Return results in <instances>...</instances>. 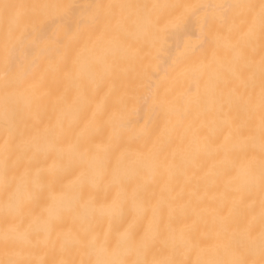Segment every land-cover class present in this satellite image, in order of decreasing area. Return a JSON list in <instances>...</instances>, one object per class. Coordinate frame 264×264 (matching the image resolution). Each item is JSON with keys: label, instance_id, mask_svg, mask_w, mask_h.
<instances>
[{"label": "snow or ice", "instance_id": "obj_1", "mask_svg": "<svg viewBox=\"0 0 264 264\" xmlns=\"http://www.w3.org/2000/svg\"><path fill=\"white\" fill-rule=\"evenodd\" d=\"M149 9L167 11L154 15ZM72 12L73 6L61 0L28 4L0 0V244L5 253L0 264H48L19 257L49 242L56 222L69 209L78 210L86 226L72 239L58 238L56 243L61 251L78 246L94 257L78 264H188L170 258H145L162 234L173 247L197 250L203 258L194 264H264V0H195L151 6L90 3L80 6L84 30L69 36V29L57 21ZM193 20L199 34L189 32ZM49 25L56 27L49 31ZM257 31L262 53L258 68L246 54ZM173 35L188 37L177 56V61L184 63L180 77L191 78L197 90L204 80L213 93L208 97L216 112L211 123L223 136L213 152L226 165L221 169L226 184L233 192L249 193L246 217L238 211L245 197L233 200L231 207L227 202L222 205L212 233L205 238L217 241L211 245L194 241L183 231L176 234L169 198L161 196L152 207L141 199L144 184L157 169H163L170 180L182 171L184 156L179 163L175 152L170 159L161 158L179 126V121L173 120L178 98L169 99L172 89L163 96H153L150 113H156L157 119L162 116L163 123L148 133L145 142L151 157L145 167L150 175L131 191L128 184L139 171L135 163L124 166L117 160L113 164L108 155L113 141L133 131L129 128V101L118 98L111 110L98 104L89 123L73 132L86 91L102 86L125 51L124 40L155 44ZM210 45L214 46L209 55ZM221 49L228 55L226 63L217 59ZM197 51L200 55L193 60L189 53ZM48 80L57 83L55 91L45 90ZM233 82L236 87L227 95L219 89V85ZM190 92L189 88L184 94L185 104L192 102ZM49 107L55 119L45 121ZM241 115L243 123H238ZM149 119H153L151 114ZM105 128L111 129L108 142L95 144V134ZM49 159L60 163L45 172L39 165ZM73 168H78L79 174L55 195L48 177H63ZM105 175L111 177L106 185L110 200L86 198L85 190L97 188ZM257 184L261 192L258 231L255 202L250 200ZM225 207H229L227 215ZM100 220L109 224L103 235L91 226Z\"/></svg>", "mask_w": 264, "mask_h": 264}, {"label": "bare ground", "instance_id": "obj_2", "mask_svg": "<svg viewBox=\"0 0 264 264\" xmlns=\"http://www.w3.org/2000/svg\"><path fill=\"white\" fill-rule=\"evenodd\" d=\"M10 2L28 4L35 0H10ZM61 2L73 6V12L70 15L57 21L58 24L69 29V36H71L85 28L80 23V6L83 5L103 2L138 3L151 6L156 3H183L195 2V0H61ZM255 2L258 3V0ZM149 10L153 11L154 15L167 11ZM55 27L56 25H49L48 30L51 31ZM189 32L199 34V27L194 20L190 22ZM187 38L184 35L165 36L155 44L147 43L142 39L124 40L125 51L116 60L113 70L106 75L102 86L99 89L86 91V99L80 109L78 120L73 125V132H78L89 123V118L98 104H103L111 110L116 99L123 97L129 101L128 109L131 113L129 128L133 131L126 133L121 139L113 141L108 155L113 164L117 160H121L124 166L135 163L139 171L128 184V189L131 191L137 184L144 183V178L150 175L145 165L151 160V157L144 146L148 133L163 123L162 116L157 119L156 113H150L153 96H163L166 91L172 89V96L169 99L173 96L178 98L176 102L178 111L173 120L174 122L178 120L179 126L173 134V140L164 148L161 158L170 159L172 153L175 152L177 154L176 162L179 163L180 157L184 156L182 171L181 174L170 180L163 169H157L151 176L150 182L144 184L140 195L147 207H152L161 196L169 198L170 208L174 213L173 226L176 234L179 235L183 231L185 234H190L194 241L200 240L211 245L217 241L205 240V238L212 233L214 221L222 205L227 202L231 207L233 200H239L243 196L245 202L238 211L242 217H246V204L250 201L249 193L246 191L233 192L232 188L226 184L227 178L221 172V169L226 165L222 164L221 157L213 152L216 145L223 140V136L211 123L216 112L215 106L208 103V97L213 93L206 87L204 80L200 81L199 90H197L196 84L190 82L191 78L179 75L184 68V63L178 62L177 56L184 50ZM213 46H208L209 55ZM246 54L258 68L262 54L258 31L250 49H246ZM189 55L195 60L200 52L189 53ZM217 59L220 63H226L228 55L221 49ZM225 77L227 78L226 73ZM233 87H236L234 82L219 85V89H223L225 95ZM57 88L56 82L52 80L46 82L45 90L55 91ZM189 88L191 89L192 102L185 104L184 94L188 92ZM219 89L216 90L217 103H219ZM150 114L153 117L151 120L149 119ZM232 114L235 116V111ZM44 119L45 121L55 119L51 107ZM237 122L243 123L242 115L238 117ZM110 134V128H105L102 133L95 134V144L107 143ZM62 147L67 148V144ZM59 163V160L54 159L41 160L39 166L47 172L48 168ZM255 166L258 170V155ZM78 174L79 169L73 168L63 177H48L53 184L54 194L60 195L61 186L68 184ZM110 180L111 177L105 175L104 180L97 188L85 190V197H98L101 202L110 200L111 191L106 190V185ZM260 199L261 192L257 184L250 194V200L255 202L254 214L257 217V231L259 230ZM229 207L224 208L225 215H227ZM167 211L165 209V215H167ZM85 226L86 222L81 219L78 210H65L62 213V218L55 224L51 240L46 244H40L31 250L22 252L19 258L35 262H48V264L61 260L76 261L78 264L81 259L94 258L90 257L85 249L78 246H70L61 251L56 243L58 238L72 239ZM91 226L100 235L109 230L106 220L93 221ZM237 239L241 238L238 236ZM3 258H5V253L3 245L0 244V259ZM133 258L135 257H129V259ZM145 258L148 260L170 258L194 264L195 261L203 257L193 248L173 247L172 243L167 241L166 235L162 234L157 238ZM255 258L258 259V255Z\"/></svg>", "mask_w": 264, "mask_h": 264}]
</instances>
